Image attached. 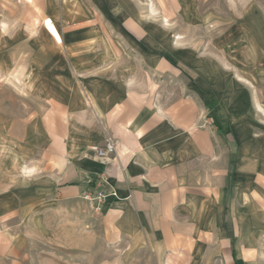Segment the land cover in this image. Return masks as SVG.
Returning <instances> with one entry per match:
<instances>
[{"label":"rangeland","instance_id":"374dc122","mask_svg":"<svg viewBox=\"0 0 264 264\" xmlns=\"http://www.w3.org/2000/svg\"><path fill=\"white\" fill-rule=\"evenodd\" d=\"M112 101L209 151L211 216L186 219L264 264V0H0V264L190 261L105 226L83 193L107 181L70 188L78 157L116 140L98 116Z\"/></svg>","mask_w":264,"mask_h":264},{"label":"crops","instance_id":"0c3cea01","mask_svg":"<svg viewBox=\"0 0 264 264\" xmlns=\"http://www.w3.org/2000/svg\"><path fill=\"white\" fill-rule=\"evenodd\" d=\"M22 1L33 4V0ZM122 104L112 101L109 110L99 105L100 115L95 112L118 142L116 155L93 162L78 157L73 173L77 181L70 187L72 191L79 195L89 184L98 185V178L107 181L117 198L105 199L103 224L115 228L132 246L154 248L158 256L177 250L191 257L189 264H205L214 257H221L225 264H235V260L240 263L241 259L232 254L228 238L224 241L221 238L222 242L214 245L213 236L199 233L193 226L202 220L186 219L211 216L209 201L215 191L206 179L209 151L207 155V151L192 152L189 145L187 150L181 148V134L174 125L160 120L157 113L126 110L121 115ZM126 106L124 110L130 104ZM114 120L117 125L113 127ZM197 156L201 158L199 161ZM215 190L219 193V189ZM228 251L231 261L227 258Z\"/></svg>","mask_w":264,"mask_h":264},{"label":"built area","instance_id":"2783aa9c","mask_svg":"<svg viewBox=\"0 0 264 264\" xmlns=\"http://www.w3.org/2000/svg\"><path fill=\"white\" fill-rule=\"evenodd\" d=\"M117 146H118L117 140H114L113 138H108L104 140V143L102 145L93 146L91 148L97 158L106 159L116 155ZM101 185L102 183L99 184V186ZM107 197L117 198V193L113 189L108 190L105 188H101L100 190L91 189V191L85 194L83 193V199L87 201L90 207L97 212L101 209V205Z\"/></svg>","mask_w":264,"mask_h":264},{"label":"trees","instance_id":"16d2710c","mask_svg":"<svg viewBox=\"0 0 264 264\" xmlns=\"http://www.w3.org/2000/svg\"><path fill=\"white\" fill-rule=\"evenodd\" d=\"M233 256H234V253L232 252ZM241 263V261H240ZM239 261L235 260V264H240Z\"/></svg>","mask_w":264,"mask_h":264}]
</instances>
